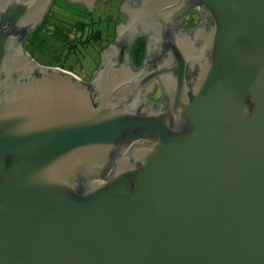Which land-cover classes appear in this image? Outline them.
<instances>
[{
  "label": "water",
  "instance_id": "obj_1",
  "mask_svg": "<svg viewBox=\"0 0 264 264\" xmlns=\"http://www.w3.org/2000/svg\"><path fill=\"white\" fill-rule=\"evenodd\" d=\"M46 1L0 0V264H264V0H137L92 87L31 73L13 29Z\"/></svg>",
  "mask_w": 264,
  "mask_h": 264
},
{
  "label": "flooded vegetation",
  "instance_id": "obj_2",
  "mask_svg": "<svg viewBox=\"0 0 264 264\" xmlns=\"http://www.w3.org/2000/svg\"><path fill=\"white\" fill-rule=\"evenodd\" d=\"M110 2V0H96L93 5L85 0H48L42 6L29 14L25 23L16 26L13 29V34L22 36V45L24 48V55L28 60H32L36 66L31 68L33 75H42L45 70L59 69L64 73L80 78L84 83L91 84L97 74L106 64L108 55L114 52V45H122L123 36L121 35V28L131 19V8L136 7L137 0H117L118 12L123 17L115 21L113 36L108 44L101 50V2ZM98 10L97 16L95 15ZM194 14L198 15L196 23H190ZM209 20L204 17L196 6L187 8L182 16L179 17L175 24L176 32H189L195 37V42L198 44L202 40L203 30L209 27ZM139 38H147L144 31L140 30L135 34H131L130 38L126 40V47L130 50V57L134 43ZM34 39L42 41H49L51 44L47 46H54V42L60 40V44L56 48H45L42 44L39 49L44 53V56H55L59 54L60 58L57 62H50L49 60H42L40 63L32 58V54L28 51V46ZM100 43L98 52L100 61L92 74L89 76L83 75L84 72H89L84 67L85 49L88 48L91 42ZM148 49V39L146 50ZM53 50V51H52ZM102 52V60H101ZM79 53H82L81 56ZM122 56V53H118ZM147 56V51H146ZM47 58V57H46ZM146 58V57H145ZM132 60V57H131ZM145 60V59H144ZM143 60V63H144ZM80 63L82 68L75 69L70 65V62ZM68 63V64H67ZM133 63V62H132ZM143 65V64H142ZM134 68L139 69L133 64ZM193 71L192 67L188 69V76ZM31 74V75H32ZM164 85L165 82L159 78L145 94V100L149 106H159L164 100ZM147 105V106H148ZM91 179L81 180V186L89 184Z\"/></svg>",
  "mask_w": 264,
  "mask_h": 264
},
{
  "label": "rangeland",
  "instance_id": "obj_3",
  "mask_svg": "<svg viewBox=\"0 0 264 264\" xmlns=\"http://www.w3.org/2000/svg\"><path fill=\"white\" fill-rule=\"evenodd\" d=\"M117 0H110V2H101V4L99 6H101V11H100V15H101V50L103 49V47H105L109 40L112 38L113 36V29H114V25H115V21L118 20L119 18V12H118V4H117ZM98 10H96L95 15L97 16ZM198 21V15L194 14L192 17V20L190 23H196ZM60 40H57L56 42H54V46L50 45L47 46L49 44H51L49 41H42L39 39H34L32 43L29 44L28 46V51L30 52V54H32V58L35 59L37 62H41L42 60L46 61L49 60L50 62H57L58 59L60 58L59 54L56 53L55 56H44V53L39 49V46L42 44L45 48L48 47V50L50 48H56L59 44H60ZM100 43L96 42H91L90 45L88 46L87 49H85V58L83 59L84 62V67L86 69L89 70V72H84L83 75L89 76L92 74V70L95 69V67L98 65L99 61H100V56H99V52H98V48H99ZM53 51V50H52ZM80 56L82 53H79ZM83 56V55H82ZM81 56V57H82ZM47 57V58H46ZM42 59V60H41ZM102 60V58H101ZM69 63V66L73 65L75 69H81L82 66L80 63ZM67 63V64H68Z\"/></svg>",
  "mask_w": 264,
  "mask_h": 264
},
{
  "label": "trees",
  "instance_id": "obj_4",
  "mask_svg": "<svg viewBox=\"0 0 264 264\" xmlns=\"http://www.w3.org/2000/svg\"><path fill=\"white\" fill-rule=\"evenodd\" d=\"M210 26V24H209ZM146 46H147V38H139L136 43H134V46L132 48L131 57L133 64L138 68L142 66L143 60L146 57ZM164 58V55L162 56L161 60ZM195 74V70H193L190 73V76H193ZM90 87H92L91 84H89Z\"/></svg>",
  "mask_w": 264,
  "mask_h": 264
}]
</instances>
